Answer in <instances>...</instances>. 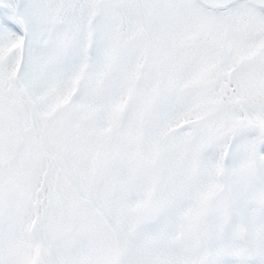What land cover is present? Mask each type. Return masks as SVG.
I'll return each instance as SVG.
<instances>
[{
  "label": "snow or ice",
  "instance_id": "obj_1",
  "mask_svg": "<svg viewBox=\"0 0 264 264\" xmlns=\"http://www.w3.org/2000/svg\"><path fill=\"white\" fill-rule=\"evenodd\" d=\"M0 264H264V0H0Z\"/></svg>",
  "mask_w": 264,
  "mask_h": 264
}]
</instances>
